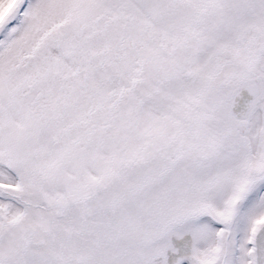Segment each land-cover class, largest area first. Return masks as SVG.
Wrapping results in <instances>:
<instances>
[{
    "label": "snow or ice",
    "instance_id": "snow-or-ice-1",
    "mask_svg": "<svg viewBox=\"0 0 264 264\" xmlns=\"http://www.w3.org/2000/svg\"><path fill=\"white\" fill-rule=\"evenodd\" d=\"M0 264H264V0H0Z\"/></svg>",
    "mask_w": 264,
    "mask_h": 264
}]
</instances>
